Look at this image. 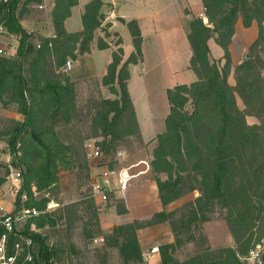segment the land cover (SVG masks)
<instances>
[{
  "label": "trees",
  "instance_id": "16d2710c",
  "mask_svg": "<svg viewBox=\"0 0 264 264\" xmlns=\"http://www.w3.org/2000/svg\"><path fill=\"white\" fill-rule=\"evenodd\" d=\"M22 1L0 0V23L10 34L19 37L17 53L0 57V100L7 97L24 116L21 122L11 120L13 128L7 141L13 160H21L27 169L14 211L23 207L39 211V215L28 219L24 232L39 244V253L26 264H58L55 261L57 252L48 246L44 236L32 230L35 226H31L34 223L36 230L55 226L56 219L48 211L52 199L37 200L31 185L35 184L43 191L57 190L60 172L72 169L74 162L71 149L62 144L52 123L43 128L36 126L38 115L43 113L53 122L59 116L70 120L76 110V97L75 84L66 74V63L76 60L78 54L91 52L95 44L99 50L114 45L112 62L102 83L116 98H104L96 106L93 126L102 138L98 141L103 154L102 164L111 169L119 167L118 143L130 135L142 140L128 81L130 65L143 61V35L138 20H121L127 25L134 46V52L125 61L121 36L114 34L118 37L115 42L105 40L111 38L112 32L104 27L102 0H92L85 6L83 30L78 33H69L65 22L79 1L54 0L51 17L55 36L41 38L42 44L36 48L33 34L22 25L19 14ZM202 2L209 25L198 17L188 23V40L193 53L190 68L197 75V81L167 90L170 111L165 120V131L150 142L155 147L149 164L163 210L154 214L146 225L168 221L174 213L165 208L192 192H199L200 196L185 206L191 209L190 218L200 217L201 222H207L206 214L219 206L227 212V221L237 244L236 249L228 248L229 257L225 258V252H222L211 264H242L241 258H246L252 248L253 230L264 219V121L261 125L247 122L249 116L258 117L259 110H264V82L256 61L249 57L235 69L236 85L229 83L232 72L229 45L239 20L246 28L255 21L264 20V0ZM98 30L105 33V38H97ZM262 35L261 30L255 46ZM212 38L225 52L222 68L211 60L209 41ZM26 64L28 78L24 73ZM51 69L59 73L57 80L50 76ZM61 75L65 80L60 79ZM237 95L246 109L251 110L239 107ZM189 104L193 106L191 112L187 110ZM4 134L0 132V137ZM28 156L35 159L36 165L25 162ZM84 156L89 183L87 198L96 203L92 198L91 167L85 147ZM25 191L29 200L21 206L20 198ZM109 208L119 214L127 213L125 200L115 193L110 195ZM173 225L175 227L174 222ZM142 227L139 224L138 228ZM121 230L126 232L122 249L128 260H142L136 226L127 224L116 228V232ZM172 247L173 244L158 247L162 250V264H180L169 253ZM192 264L207 263L197 257Z\"/></svg>",
  "mask_w": 264,
  "mask_h": 264
},
{
  "label": "rangeland",
  "instance_id": "374dc122",
  "mask_svg": "<svg viewBox=\"0 0 264 264\" xmlns=\"http://www.w3.org/2000/svg\"><path fill=\"white\" fill-rule=\"evenodd\" d=\"M151 1L162 9L167 7L169 9H165V13L167 14L171 12V8H174L172 10H177L178 14L183 15V19L185 18L184 22H186L187 28L190 20L195 17L200 19L205 17L206 21L204 23L209 25L202 0ZM49 3L50 0H23L20 4L19 14L21 21H25L27 28L33 30L31 33L33 34V42L36 48L42 44L40 40L44 37L39 32L44 30L46 33H49L53 29L51 17L53 3L52 7ZM147 9L146 6H141L139 11ZM122 10L128 13H135L138 11V8H135L134 5H124ZM203 14L204 16H202ZM73 23L75 21H72ZM70 27L72 28V25ZM113 30L114 28H111V31ZM261 30L263 35L255 46L254 43L259 39ZM103 34L105 35V33ZM114 34L116 33H111L113 42L118 39ZM124 36L127 40L125 50L128 55L130 53L129 48L132 47L128 29H124ZM12 38L16 39L18 36L13 35L7 38V40L9 39L7 43L10 44V50L8 51L15 54L19 43H15V40ZM211 40L214 41L215 39L212 38ZM212 49L211 60L222 68L225 63L223 48L216 43H212ZM229 53L232 64V72L228 79L230 84L236 85L237 82L236 66H233V62L241 64L249 57H252L256 61L257 71L261 74L264 82V20L253 22L250 28L244 27L242 21L239 20L236 25L235 35L229 45ZM221 56L222 58H220ZM27 67L28 65L26 64L24 73L28 78L29 71ZM51 71L50 76L52 79L57 80L59 73H55L53 69ZM66 74L70 78L69 73ZM60 77L62 81L65 80L64 76L61 75ZM74 90L76 110L72 112L70 120H64L59 116L53 122L43 115V113H39L36 123V126L39 128L49 126L51 123L53 124L54 130L58 134L62 144L71 149L74 162L72 169L60 172L59 188L57 190L43 191L39 190L37 185H31L37 200L43 199V197L52 199L50 203L51 207L50 209L48 207V211L56 219L55 226H47L40 230H33V228H36L34 223L31 226H35L32 227V230L44 236L48 246L57 252L55 261L58 264H162V250L155 253L156 255H153L151 250L154 247L161 248L169 244H173V247L169 249V253L180 264H192L197 257L202 262L211 264L221 257L222 252H225V258L229 257L228 248L236 249L237 244L227 221V212L219 206L214 207L212 212L206 214L209 218L207 222H201L200 217H197L195 220L194 218L191 219L188 215L191 209L185 208V206L199 197V192H192L165 208L167 212L174 213L173 217L168 221L146 225V222L154 214L163 210L151 169L131 182V186L127 190V198L125 199L126 214H119L113 208L102 209L87 198L89 183L87 162L84 156V143L94 138L102 140L99 136L100 133L95 131L93 126V120L98 110L96 106L104 98L110 96L111 98H116V96L107 87L106 97L99 92V86L97 85L92 87L90 92L86 94L81 89L82 94H78L79 90L76 91V87ZM79 97L81 99H78ZM237 101L239 107L245 110L246 106L239 95H237ZM187 110L191 112L193 106L189 104ZM4 111L17 112L16 104L10 102L7 97L2 101L0 100V132L5 133L0 137V206L6 212H13L18 194L22 189L23 183L26 181L27 169L25 163L21 162V160L14 161L10 153L7 141L9 139L8 133L13 128L11 120L14 119L6 115ZM258 114V117L249 116L247 118L248 124L261 125V122L264 121V110H259ZM154 147V144L150 142L144 143L138 136L130 135L125 137L117 146L118 152H124L121 157L122 164L119 163V167H127L140 161L150 163ZM25 162L36 165L35 159L31 156H28ZM89 164L91 174L98 172V168L101 167L99 163L90 160ZM145 169L146 165L142 164L132 172H139ZM13 172L20 173L22 176L20 188H16L13 185L11 179ZM28 200L29 194L25 191L20 198L21 206L25 205ZM23 209L27 208L23 207L20 210ZM182 220L186 221V224ZM27 222L25 220L19 226L23 232H25ZM127 224L136 226L135 233L142 253V260L140 261L128 260L127 254L122 249L123 238L126 232L125 230L116 232L117 227ZM139 224H142L143 227L138 228ZM253 233L251 251L246 258H241L242 264H260V262L264 264V219L258 223ZM252 252L259 253L260 260H253L251 256ZM38 253L39 244L34 243L31 260Z\"/></svg>",
  "mask_w": 264,
  "mask_h": 264
},
{
  "label": "crops",
  "instance_id": "0c3cea01",
  "mask_svg": "<svg viewBox=\"0 0 264 264\" xmlns=\"http://www.w3.org/2000/svg\"><path fill=\"white\" fill-rule=\"evenodd\" d=\"M78 1L79 4L72 9L71 17L65 22L66 30L69 33H78L83 30L82 17L85 6L92 0ZM53 2L54 0H50L51 7ZM102 2L104 4L102 13L105 15L104 27L108 22L114 23L113 31L105 29L121 36L125 61L134 52V46L129 32L132 47L129 48L130 55L128 54L129 57H127L125 50L127 40L124 36V29L128 28L121 20L125 22L139 21L143 35V61L130 65L128 88L135 107L141 139L144 143L152 142L165 131V120L170 111L167 90L197 81V75L190 68L193 53L188 40L189 30L184 22L185 18L183 19V15L178 14L177 10H172L174 8L170 9V13H165V9L169 10L167 7L163 10L151 0H102ZM124 5H134L138 11L135 13L124 12L122 10ZM141 6H146L148 9L139 11ZM72 21L75 23L72 24ZM22 25L29 33L33 31L27 28L25 21H22ZM39 33L47 39L55 36L54 28L49 33L44 30ZM103 33L98 30L97 38H105ZM18 38H16L17 40L12 39L15 40V43H19ZM112 39L111 37L105 40L110 43ZM212 43H216V41H209L211 55ZM115 49L116 47L111 44L109 49L99 50L95 44L91 52L83 55L78 54V58L72 60V68L67 71L72 82L75 83L76 91L79 90L78 94H82L80 89L85 94L89 93L91 88L97 85L99 92L106 96L107 87L103 85L102 81L107 75V68L112 62V54ZM16 53L17 51H15ZM233 64L237 67L240 63L233 62ZM4 113L16 121H24V116L18 112L4 111Z\"/></svg>",
  "mask_w": 264,
  "mask_h": 264
},
{
  "label": "built area",
  "instance_id": "2783aa9c",
  "mask_svg": "<svg viewBox=\"0 0 264 264\" xmlns=\"http://www.w3.org/2000/svg\"><path fill=\"white\" fill-rule=\"evenodd\" d=\"M204 16V14L202 15ZM204 22L206 18L203 17ZM6 26L0 23V57L9 56L13 53L10 50L7 38L12 37ZM67 70H71L72 61L66 63ZM97 139L87 140L84 147L87 159L99 163L98 172L91 174L92 198L96 204L102 209L108 208L110 195L115 193L118 198L126 199L127 190L131 186V182L140 175L150 170V164L146 161H140L137 164L130 166H121L108 168L102 164L103 154L98 145ZM124 152H118L117 158L122 164L121 157ZM1 155V153H0ZM1 163V158H0ZM146 165V169L139 172H132L140 165ZM147 170V171H146ZM11 179L16 188H20L22 176L20 173H12ZM49 209L51 204H49ZM39 215L36 209H23L19 211L6 212L0 206V264H26L30 261L32 249L34 247L33 239L26 236L20 229L23 221H28L29 218ZM35 230V228H33ZM2 232V233H1ZM11 237L13 239L11 240ZM159 248L154 247L151 250L152 254L158 253ZM252 259L260 260V254L252 252ZM261 264V262H260Z\"/></svg>",
  "mask_w": 264,
  "mask_h": 264
},
{
  "label": "water",
  "instance_id": "95a60500",
  "mask_svg": "<svg viewBox=\"0 0 264 264\" xmlns=\"http://www.w3.org/2000/svg\"><path fill=\"white\" fill-rule=\"evenodd\" d=\"M114 27V23L113 22H108L106 25H105V28L110 30L111 28Z\"/></svg>",
  "mask_w": 264,
  "mask_h": 264
}]
</instances>
